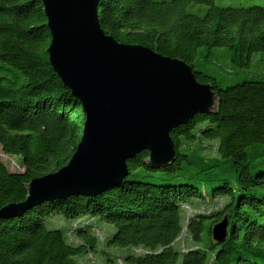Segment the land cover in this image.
<instances>
[{
    "label": "trees",
    "instance_id": "1",
    "mask_svg": "<svg viewBox=\"0 0 264 264\" xmlns=\"http://www.w3.org/2000/svg\"><path fill=\"white\" fill-rule=\"evenodd\" d=\"M98 17L115 40L189 65L216 94V110L172 130L167 166L150 169L141 151L127 176L99 194L0 218V264H264V7L98 0ZM47 22L41 0H0V150L20 168L0 162V209L67 165L82 134V106L48 61ZM222 47L231 76L210 58ZM46 218L75 227L48 229ZM223 218L227 234L217 242L212 229ZM94 224L109 229L103 241Z\"/></svg>",
    "mask_w": 264,
    "mask_h": 264
},
{
    "label": "water",
    "instance_id": "2",
    "mask_svg": "<svg viewBox=\"0 0 264 264\" xmlns=\"http://www.w3.org/2000/svg\"><path fill=\"white\" fill-rule=\"evenodd\" d=\"M50 43L48 61L85 115L82 134L67 165L31 180L23 202L0 209V218L71 195H96L128 174L127 161L147 151L150 169L175 158L170 133L197 113L216 110L217 97L199 84L191 67L103 32L98 0H41ZM223 218L213 239L226 238Z\"/></svg>",
    "mask_w": 264,
    "mask_h": 264
},
{
    "label": "rangeland",
    "instance_id": "3",
    "mask_svg": "<svg viewBox=\"0 0 264 264\" xmlns=\"http://www.w3.org/2000/svg\"><path fill=\"white\" fill-rule=\"evenodd\" d=\"M213 1L216 5L221 6V7L232 6V8H239V7H250L253 5H258V6L264 7V0H213ZM200 51L203 52L204 50L200 49ZM225 51H226V48H223V47L218 48V49H214L210 53V58H212V60L216 61L217 69L219 72L226 73V75L231 76L234 74V70H233V66H231L229 64V61L225 57ZM240 74H242V72H240ZM0 162L5 164L11 171H19L20 170V168H17L19 166V158L4 155L1 152V150H0ZM157 178L160 179V181H163V179H161V177H157ZM45 227L48 229L59 228V229L67 230V229H70V227L74 228L75 223L70 224V222L68 220H65L62 218H61V220H58V218H55V219H53V221L51 223V218H46L45 219ZM93 229H94V231H97L98 235L101 236L100 241H103L105 236L109 233V229H107V227L105 225L94 224ZM183 239H184V242L187 241L185 237ZM123 252H125V251H123ZM110 257H116V259H117V257H121V254L119 252L113 251ZM83 259H84L83 256L75 257V260L77 263H79V261H81ZM96 259H97V261H100L103 264V261L101 259H99L97 257H96ZM86 262H87V257L81 263L83 264Z\"/></svg>",
    "mask_w": 264,
    "mask_h": 264
}]
</instances>
